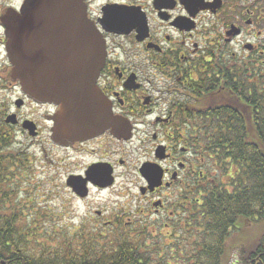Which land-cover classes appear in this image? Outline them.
<instances>
[{"label": "flooded vegetation", "instance_id": "1", "mask_svg": "<svg viewBox=\"0 0 264 264\" xmlns=\"http://www.w3.org/2000/svg\"><path fill=\"white\" fill-rule=\"evenodd\" d=\"M26 1L0 0V136L20 146L12 166L27 170L38 152L42 173L78 203V227L186 240L213 166L220 175L223 134L264 91V0H82L103 48L93 79L73 60L79 37L44 24L26 73L36 88L75 78L76 126L88 132L65 144L53 140L62 104L12 77L5 20Z\"/></svg>", "mask_w": 264, "mask_h": 264}, {"label": "trees", "instance_id": "2", "mask_svg": "<svg viewBox=\"0 0 264 264\" xmlns=\"http://www.w3.org/2000/svg\"><path fill=\"white\" fill-rule=\"evenodd\" d=\"M257 74V73H256ZM258 75V74H257ZM255 114L240 116V124L223 134L219 149L222 167L232 173L228 182L215 180L203 203L195 209L192 222L208 238L193 255V264H226L225 240L231 231L241 233L252 222L264 219V91L255 93ZM8 138L0 136V150ZM12 158V157H11ZM7 157L0 153V264H153L154 252L144 249L138 240L115 238L103 243L100 233L83 239L78 251L69 247L36 251L38 238L29 229L18 226L20 216L3 206L15 186V173ZM255 245L241 251L238 264H264V229ZM33 246V247H31ZM144 246V245H143Z\"/></svg>", "mask_w": 264, "mask_h": 264}, {"label": "rangeland", "instance_id": "3", "mask_svg": "<svg viewBox=\"0 0 264 264\" xmlns=\"http://www.w3.org/2000/svg\"><path fill=\"white\" fill-rule=\"evenodd\" d=\"M263 72L262 68L256 69L257 76ZM260 85L263 87L264 82L261 81ZM16 141L19 140L16 139ZM10 143L12 144V140L8 139V145L0 150L7 160L12 159L14 152L20 147ZM28 153V155H32L30 157L31 164L26 166L27 170L23 169L22 165L13 167L10 163V167L15 173V186L9 200L5 201L3 206L9 209L6 212H17L20 216L18 226L29 229L38 238V244L35 242L31 244L36 251L43 248H55L65 253L66 247H69L74 255V251L80 252L78 248L81 247L83 239L93 236L94 233H100L102 230L78 227V215L80 214L76 211L78 203L71 199L70 193L64 189V180H51L46 173H42L41 165L38 163L39 161H36L40 154L33 150H29ZM212 161L214 162V160ZM212 171L215 172L218 182H228V176L232 173L229 171V175L226 177V171L221 167L219 175L215 166ZM197 228V223L192 222L188 238L183 240L181 236L174 241L172 237L156 240V238H151L141 232L138 233V237H134L133 235L139 229L135 231L122 229L120 232L103 230L105 236L102 241L106 243L115 238H126L128 241L138 240L144 249L154 252L153 264H193V255L199 246L208 242L207 236L199 233ZM263 229L264 219L258 223L257 221L252 222L241 233L231 231L225 240V256L229 257L226 264H238V260L240 263L241 251L245 247L254 246L255 238L262 234ZM142 234L146 236L144 237Z\"/></svg>", "mask_w": 264, "mask_h": 264}, {"label": "water", "instance_id": "4", "mask_svg": "<svg viewBox=\"0 0 264 264\" xmlns=\"http://www.w3.org/2000/svg\"><path fill=\"white\" fill-rule=\"evenodd\" d=\"M46 23L50 28H63L66 35L79 37L80 45L74 47L73 60L78 61L79 68L85 69L92 79L96 77L103 62V48L94 27L85 18L82 0H27L20 13L11 14L5 20L6 48L12 65V77L18 79L22 91L35 100L62 104V121L56 123V128L53 129V140L65 144L88 132L76 126L82 113H78L80 108L76 106L77 99L75 100L71 89L75 78L70 76L63 84L49 81L42 84V88H36L35 82L30 80L26 73L29 54L35 55L39 52L36 49L41 29ZM82 40L87 42L83 43ZM67 54L69 55L68 52ZM70 54L72 55V52ZM69 59L73 61L71 57ZM85 116L88 117V113L85 112ZM62 132H65L64 135H60ZM67 183L72 185L70 181Z\"/></svg>", "mask_w": 264, "mask_h": 264}]
</instances>
